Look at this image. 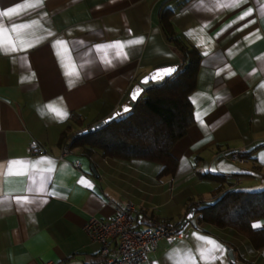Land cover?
I'll return each instance as SVG.
<instances>
[{
    "label": "crops",
    "instance_id": "crops-1",
    "mask_svg": "<svg viewBox=\"0 0 264 264\" xmlns=\"http://www.w3.org/2000/svg\"><path fill=\"white\" fill-rule=\"evenodd\" d=\"M166 8L179 38L202 55L191 94L195 123L172 150L176 174L159 180V164L81 149L63 155L67 126L116 116L143 76L181 63L160 26ZM5 11L0 264L100 263V245L84 231L93 217L134 203L142 228L179 224L197 209L189 200L264 190V0H0ZM207 173L226 181L202 180ZM197 227L189 222L183 238L162 240L147 264H264V248L236 231ZM252 227L264 231V220Z\"/></svg>",
    "mask_w": 264,
    "mask_h": 264
},
{
    "label": "trees",
    "instance_id": "trees-1",
    "mask_svg": "<svg viewBox=\"0 0 264 264\" xmlns=\"http://www.w3.org/2000/svg\"><path fill=\"white\" fill-rule=\"evenodd\" d=\"M172 16L171 9H163L160 26L168 43L180 55L178 71L163 85L147 89L129 113L88 134L77 136L89 128L73 131L71 126H67L59 140L62 148L81 149L89 156L97 152L104 158L123 162L141 160L156 163L161 166L157 176L159 180L176 174L179 161L172 150L195 123L191 94L197 88L202 55L179 38L171 22ZM73 121L81 126L80 118L73 117ZM260 147L241 154V157L252 156ZM225 177L211 173L201 175L202 180L219 186L226 181ZM193 206L197 207L199 226L208 224L219 229H232L247 238L254 249L264 248V231L252 227L253 221L264 220V190L227 191L211 204L189 200L188 209ZM91 264H103V261Z\"/></svg>",
    "mask_w": 264,
    "mask_h": 264
},
{
    "label": "built area",
    "instance_id": "built-area-1",
    "mask_svg": "<svg viewBox=\"0 0 264 264\" xmlns=\"http://www.w3.org/2000/svg\"><path fill=\"white\" fill-rule=\"evenodd\" d=\"M63 147V155L69 154ZM33 154L43 151L35 147ZM141 207L129 203L107 217H93L84 226L89 239L100 245L99 257L103 264H147L162 240L183 238L185 231L179 224L152 222L142 228L135 215Z\"/></svg>",
    "mask_w": 264,
    "mask_h": 264
},
{
    "label": "water",
    "instance_id": "water-1",
    "mask_svg": "<svg viewBox=\"0 0 264 264\" xmlns=\"http://www.w3.org/2000/svg\"><path fill=\"white\" fill-rule=\"evenodd\" d=\"M168 68H174V71H172L170 74H166L165 70ZM168 68H162V69H157L154 70L152 72H150L149 74L143 76L139 81L138 84L135 86V88L132 90L131 94H130V101L128 104L122 106L118 112L117 115H123L129 111L132 110V108L134 107V105L136 104V102L138 101V99L141 97V95L149 88H153V87H158L163 85L168 79H170L177 71H178V67L177 66H173V67H168ZM160 73L161 76L157 77L155 80L152 79V77L156 76L157 73ZM162 77V78H161ZM147 80V82L145 83V81ZM135 97V98H134ZM116 115V116H117ZM116 116H113L111 118H109L106 121L100 122L98 124H96L95 126L84 130L83 132H79L77 134V136H81L83 134H88L89 132H92L98 128H100L101 126H103L104 124H106L107 122L112 121L113 119L116 118ZM94 173L97 175V171L95 170V168H93ZM196 211L197 209L195 207H193L190 212L187 215L186 220L182 223L181 228H184L189 222L194 226L197 227V220L195 218L196 215ZM232 256V260H233V254H231Z\"/></svg>",
    "mask_w": 264,
    "mask_h": 264
},
{
    "label": "snow or ice",
    "instance_id": "snow-or-ice-1",
    "mask_svg": "<svg viewBox=\"0 0 264 264\" xmlns=\"http://www.w3.org/2000/svg\"><path fill=\"white\" fill-rule=\"evenodd\" d=\"M0 15H3V16H9L10 15V13L9 12H7V11H5V12H3L2 14H0ZM172 71H174V68H168V69H166L165 70V73L166 74H170ZM159 76H161V74L158 72L157 74H156V76H154V77H152V79L153 80H155L157 77H159ZM162 78V77H161ZM147 82V80L145 81V83ZM135 98V97H134ZM59 114V113H58Z\"/></svg>",
    "mask_w": 264,
    "mask_h": 264
},
{
    "label": "rangeland",
    "instance_id": "rangeland-1",
    "mask_svg": "<svg viewBox=\"0 0 264 264\" xmlns=\"http://www.w3.org/2000/svg\"><path fill=\"white\" fill-rule=\"evenodd\" d=\"M79 129H84V128H75V129L72 128L73 131H78Z\"/></svg>",
    "mask_w": 264,
    "mask_h": 264
}]
</instances>
